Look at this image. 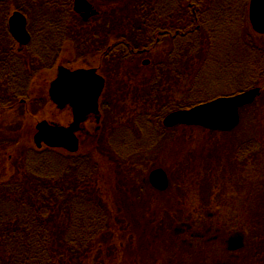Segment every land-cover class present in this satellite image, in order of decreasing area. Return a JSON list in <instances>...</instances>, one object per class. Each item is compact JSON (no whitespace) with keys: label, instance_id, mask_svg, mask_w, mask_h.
Instances as JSON below:
<instances>
[{"label":"rangeland","instance_id":"rangeland-1","mask_svg":"<svg viewBox=\"0 0 264 264\" xmlns=\"http://www.w3.org/2000/svg\"><path fill=\"white\" fill-rule=\"evenodd\" d=\"M183 1L146 0V6L150 4V7L166 9L168 6L173 7L176 2L180 6V14H183L181 4L184 3L186 16L193 17L196 8L189 6L186 0ZM96 2L97 0L94 1ZM114 2L128 6L142 5L137 0H114L112 3ZM212 2V9L204 13L212 27L211 39H203L199 51L189 49V57L179 60L174 73L168 72L167 63L163 65L160 82L165 84L166 92L156 97V90L160 91V87L159 84H153L158 81L156 77L159 75L155 68L160 70L159 66L166 62L167 55L172 51V37L159 44L156 42L152 53L143 54L147 50H140L129 59L132 63L125 67L134 69L126 77L120 76L121 88L119 87L116 96L111 92L116 83L111 85L109 81L100 104L101 126L96 123L88 125L92 133L99 126L101 128L96 134L98 137L95 139V149L84 147L77 156L71 155L78 158L89 151L91 161L101 166L99 177L93 183L90 181V186L93 189L100 188V197L103 193H108L109 198L105 195V199L114 208V204L118 203L119 212L124 208L132 216L130 225L137 233L142 236V231L149 235L143 243H139L134 234L133 248L128 252L123 249L127 241L115 242L114 247L119 250L116 254L123 256L113 259L115 251L111 250L112 257L110 254L103 256L106 264H125L124 258H128L127 264H130L134 261L131 256L137 257L139 254L144 262H148L149 255L154 250L158 253L157 257H161L164 246L168 248L166 254L170 257L174 254L186 255L185 258L191 264H244L246 260V264H250L256 256L254 251H258L264 243V222L261 223L264 220V209L261 206L264 202V156H260V152L264 150L261 149L264 143V120L258 108L253 105L242 109L238 127L221 133L198 128L164 131L158 117L162 113L167 115L187 101H192L188 95L192 87L198 90L197 97L203 99L235 95L240 90H248L246 87L250 80L264 66V51H261L264 35L255 34L249 25V2ZM101 3L106 5L109 1L101 0ZM194 4H197V0ZM251 36L253 38H249ZM17 45L19 46L18 43ZM74 52L75 48L67 45L60 57L71 55L76 58ZM100 55L104 56V52L89 55L82 62L66 57L63 63L57 61L53 65L54 69L35 76L31 91L33 98L42 100L43 106L32 107L33 114L31 106L0 114V146H7L6 150L3 149L4 154H7L0 158L3 166L0 169H4L0 173V179L6 175L10 180L21 179L19 174L22 156L30 149L34 150L26 142L27 137L37 122L48 117L45 106H49L51 101L48 91L57 72L56 65L61 64L66 68H97L101 64L105 71L112 64V60L104 58V62L100 63ZM147 58L151 61L150 65L143 66L142 61ZM152 63H155L153 70ZM100 74L103 76L102 72ZM138 76H144L148 80L143 78L139 82ZM114 80L116 81L115 78ZM141 83L144 86H138ZM260 86L263 87L262 84ZM262 89L264 94V87ZM262 98L263 95L259 99ZM107 101L112 102V105L105 109L103 106ZM127 124L130 125L123 127ZM112 128L116 130L111 132ZM114 153L119 158L127 156L121 157L124 159L119 161L117 169L114 165ZM57 154L69 158L68 154ZM155 168H163L169 176L171 186L164 192H153L144 183ZM118 177L120 181L125 178L124 181L128 183L123 182L124 187H121ZM116 195L119 196L118 201ZM188 227L191 231L186 229ZM209 227L212 228L211 237L218 236L222 239V248L216 249L215 245L209 244L207 246L211 247V252H202L204 245L197 243V237H191L192 231L199 233ZM152 232L158 233L160 240H149ZM234 235L244 237L245 249L237 253L226 250L228 240ZM187 246H190L196 256L186 250ZM183 249L186 254H183ZM161 263L158 260L157 264Z\"/></svg>","mask_w":264,"mask_h":264},{"label":"trees","instance_id":"trees-1","mask_svg":"<svg viewBox=\"0 0 264 264\" xmlns=\"http://www.w3.org/2000/svg\"><path fill=\"white\" fill-rule=\"evenodd\" d=\"M73 1L0 0V114L19 107L27 109L31 106L32 109L36 105L43 106L42 100L33 98L31 84L35 82V76L54 68L53 65L61 58L63 48L67 45L75 48L74 57L76 58L71 55L69 57L75 61L78 59L80 62L89 55L111 49L104 56L100 55L99 61L102 63L104 58L108 61L111 59L112 64L105 71L100 63L97 68L108 79V83L109 81L111 85L116 83L111 91L116 96L119 87L121 88L120 76L126 77L129 71L134 69L125 67L132 63L129 59L140 50H147L143 54L152 53L156 43L155 39L162 38L157 44L167 39L161 36V33L176 34V37L172 39L173 48L167 55L166 62H158L161 63L159 66L161 69L155 68V63L151 64V69L155 68L159 72L156 77L158 81L153 84V86L159 84L158 87H160V91L156 90L155 96L157 97L167 90L165 84L160 82L163 65L167 63L168 72L174 73L178 68L179 60L189 57V49L192 51L194 48L199 51L203 39H211L212 27L208 18L204 17V13L212 9V0H197V4H194L195 0H186L189 6L192 3V6L196 7V15L194 18L187 17L184 10L185 4L182 3L183 14H180V24L174 28L161 26L162 14H153L152 10H148L147 14L138 21L136 18L139 16L138 12L133 14L118 12L117 20L115 19V40L112 44H107L105 38L101 43L94 42L97 39L93 34V19L85 24L74 13ZM88 1L94 7L102 6L101 0H97L96 3H94L95 0ZM107 1L112 3V0ZM137 1L146 5V0ZM14 11H19L27 17L28 29L32 35L31 43L23 48H19L8 27L9 17ZM104 37L107 38V36ZM261 44L263 46L261 51H264V43L261 42ZM143 78L139 77V82ZM261 84L264 87V66L260 68L256 77L250 80L246 89ZM140 85L144 86V83L138 86ZM189 92V99L192 101L181 104L183 106H177L174 111L187 109L212 99L197 97L196 87L190 88ZM262 95L263 98L259 99L253 107L258 108L264 120V94ZM165 97L168 98V95L165 94ZM103 107L108 109L109 105L106 104ZM163 116L165 113L158 116L160 121ZM114 130L116 129L112 128L111 132ZM100 131L101 128L97 129L93 133V138L84 147L95 149V139L98 137L96 134ZM32 135L31 131L26 142H29L34 150L30 149L22 156L20 181L10 180L7 175L0 179V264H106L103 256L110 254L112 257L111 250L115 251L113 259L122 255L116 254L119 250L117 247L115 249V242L127 241L123 249L128 252L133 248L134 234L139 243H143L145 237L149 238L145 232L141 231L142 237L131 228L132 216L124 208L119 212L118 203L114 204V208L105 199L106 196L109 198L108 193H103L104 195L100 197L98 196L101 194L100 188L93 189L90 186V183L99 177L101 166L91 161L88 150L86 154L74 158L73 154L63 150L46 147L37 149L34 146ZM5 148L7 146L4 148L0 146V158L7 154H4ZM261 149H264V143ZM57 152L68 154L69 158L58 155ZM261 155L264 156V150L260 152ZM2 167L0 162V168ZM2 170L4 171L0 169V173ZM261 206L264 209V202ZM263 222L264 220L261 221ZM153 238L160 240L156 232H152L149 240ZM196 239L198 244L201 242V245H204L202 252H211V247L207 246L209 244L215 245L216 249L222 248L221 242L212 244L211 240ZM190 246H187L186 250L194 254ZM244 249L245 247L242 250ZM186 250L183 249V254H186ZM167 252L166 246L163 247L161 257H157L158 253L155 250L152 251L148 262H144L140 254L137 257L130 255L134 259L130 264H157L158 260L162 261L161 264H191V261L185 258L186 255L174 254L170 257L166 254ZM254 252L256 256H254V262L250 264H256V262L264 264V243L258 251ZM257 256L262 258L257 259ZM127 259L123 260L125 264L128 263Z\"/></svg>","mask_w":264,"mask_h":264},{"label":"water","instance_id":"water-1","mask_svg":"<svg viewBox=\"0 0 264 264\" xmlns=\"http://www.w3.org/2000/svg\"><path fill=\"white\" fill-rule=\"evenodd\" d=\"M74 11L84 19H89L96 14L92 5L87 0H75ZM249 20L253 30L264 34V0H251ZM10 32L21 46H26L31 41L27 30V19L15 12L9 20ZM105 80L97 74L96 69L69 70L60 67L56 80L51 84L50 97L59 109L70 104L74 110V122L69 128L60 125H51L46 120L36 125L33 137L38 149L44 145L49 148L64 149L70 153L79 150V140L76 132L80 130L83 118L90 114L99 113V99L104 90ZM261 95L260 88H252L236 95L219 97L212 101L199 104L190 109L179 110L168 114L163 121L166 128L178 125L198 126L211 131L229 132L240 123L239 110L252 104ZM152 187L158 191L169 188V179L166 172L155 169L149 178ZM244 245L241 235L229 241V251H237Z\"/></svg>","mask_w":264,"mask_h":264},{"label":"flooded vegetation","instance_id":"flooded-vegetation-1","mask_svg":"<svg viewBox=\"0 0 264 264\" xmlns=\"http://www.w3.org/2000/svg\"><path fill=\"white\" fill-rule=\"evenodd\" d=\"M113 1L114 0H112V2ZM174 1H176V0H174ZM114 3H108L106 5H102V6H99V7H97V6L94 7L93 6L94 10H96L97 13L93 17L89 18L88 20L84 19L80 15L81 19L83 20V22L85 24L89 23L90 20L93 19V27H94L93 34H95L97 40H100L99 43H101L102 39H104V38H105V41L107 42V44H112V42H114V40H115V27H116L115 22L117 20L116 14L118 12L123 13V14L124 13L133 14V13L138 12L139 16L136 17L137 21H138L144 15L147 14L148 10H152L153 14H162V17H161L162 20H160L162 22L161 26H166L168 28L169 27H173L174 28L178 24H180V22H179V20H180V6L177 5L176 2L173 5V7L169 8V6H168V7H166V9H162L160 7H157V6H151L150 7V5H147V6L146 5L128 6V5H117V4H114ZM190 5H192V3ZM194 8H196V7L194 6ZM195 15H196V9L193 11V18H194ZM104 36H107V38L104 37ZM161 36H164L166 38L172 37V39H174L176 37V34H171L169 32H163V33H161ZM161 39L162 38H157V39H155V42L158 43L159 41H161ZM109 50H111V49L108 48L106 52H108ZM106 52H104V54ZM66 57L68 59H70L69 56H66ZM66 57L63 56V57L59 58L58 61L63 63V61L66 60ZM146 60L148 61L147 63H146ZM146 60L142 61V65L143 66L150 65L151 61L148 58ZM60 67H61V64L56 65L57 73H58V69ZM75 68H77V67H75V66L71 67V69H75ZM137 74H139V73H137ZM107 105L111 106L112 102L107 101ZM45 108H46V112H47V115H48L46 120L51 125H60V126L69 128L70 125H72V123L74 122V118H75L74 110H73V108L71 107V105L69 103L66 104V106L64 108L59 109L56 106L55 103L50 101L49 102V106H45ZM96 119L97 118H96L95 114H90L86 118L82 119L83 120L81 122L82 127L80 126V130L77 131V133H76V137L78 138L79 144H80V150L89 142L90 139L93 138V133L90 132V130L88 128V125L89 124H95ZM95 132L96 131H94V133ZM255 149L256 148H255V145H254L253 146V151H255ZM114 154L116 156V157H114V159H115L114 160V165H115V169H117L119 167V164H120L119 161L121 162L122 161L121 159H124V158H121V157H125L126 158V156H121L119 158L118 154H116V153H114ZM150 173H149V175H150ZM149 175H148L147 179L144 181V183H147L150 186V182L148 180L149 179ZM119 177L117 178L118 179V183L119 184L121 183V187H124L123 182L126 183L127 181H124L125 178L121 179L122 181H120ZM153 192H154V190H153ZM186 229L191 231V229L189 227L186 228ZM211 232H212V228L211 227L204 228V231L199 232V233H197L195 231H192L191 237H197V238H199V240H204V241L211 240L213 242L212 244L221 242L222 239L218 238V236L211 237L210 236ZM228 242H229V240H228Z\"/></svg>","mask_w":264,"mask_h":264}]
</instances>
